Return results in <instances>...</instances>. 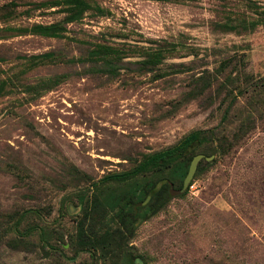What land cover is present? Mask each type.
I'll use <instances>...</instances> for the list:
<instances>
[{
	"label": "rangeland",
	"instance_id": "374dc122",
	"mask_svg": "<svg viewBox=\"0 0 264 264\" xmlns=\"http://www.w3.org/2000/svg\"><path fill=\"white\" fill-rule=\"evenodd\" d=\"M11 1L18 4L10 7L14 16L0 17V80H12L0 96V264H116L112 253L92 259L69 247L83 214L78 194L83 190L91 200L92 181L131 169L195 129L226 134L233 145L199 161L183 197L134 223L126 245L132 264L135 258L143 264H264V0H89L105 13L85 11L66 25L63 38L5 30L61 20L63 4L0 0V6ZM155 39L177 47L154 71H140L136 55L124 57L114 76L98 71L101 63L72 61L92 43L136 50L135 44L152 46ZM46 51L55 57L44 63L22 57ZM226 58L232 61L220 74ZM205 70L217 81L190 97L193 77ZM157 71L164 75L154 76ZM61 74L41 95L24 90ZM227 76L240 84L236 98L220 85ZM241 124L250 127L242 133ZM72 166L87 180H78ZM26 210L33 212L19 225ZM100 220L120 224L116 210ZM27 225L38 230L28 235ZM12 238L29 244L11 247Z\"/></svg>",
	"mask_w": 264,
	"mask_h": 264
},
{
	"label": "trees",
	"instance_id": "16d2710c",
	"mask_svg": "<svg viewBox=\"0 0 264 264\" xmlns=\"http://www.w3.org/2000/svg\"><path fill=\"white\" fill-rule=\"evenodd\" d=\"M40 4L49 5L50 7L63 4L61 11L65 12V15L58 21L49 23L35 22L29 26H7L5 30L10 32L11 35L63 38L67 31L66 25L80 20L85 11L93 7L99 13H105L106 11L100 6H92L89 0H44ZM17 5V3L11 1L0 6V17H13L15 10L10 7ZM6 8L7 10L1 14V11ZM253 23L255 25L257 22ZM151 41L154 44L147 47L135 44L136 50L117 47L108 42L92 43L85 56L72 61L101 63L97 70L114 76L121 69L119 63H123L124 57L136 55L140 58L132 62L138 65L140 71H154L164 62L167 54L175 51L177 46L165 39ZM22 57L31 60V63L40 64L52 60L55 54L52 51H46ZM1 61L2 58L0 57ZM231 61V58H226L220 62V74L225 72ZM181 69L177 70L181 71ZM153 75L161 77L164 72L157 71ZM63 78V74L41 77L34 85H26L24 90L28 92L32 90L37 95H41L42 92L51 90ZM215 81H217V75L211 76L208 70L195 75L191 82L190 97L202 94L214 85ZM9 83H12L10 78L0 80V96L7 91ZM220 85L225 88L226 95L233 94V89H237V92L241 93L240 84L236 82L233 76H227L222 79ZM237 92L233 94V98L237 97ZM240 127L243 133L250 126L244 129L242 128L244 127L243 124H241ZM240 127L238 130H240ZM233 135L235 136L236 133ZM232 145L233 141L226 134H214L213 130L210 129H195L181 137L176 144L143 155L131 169L109 173L97 181H92L94 195L91 200L87 198L83 190L78 194L79 202L83 204V214L78 221L76 231L69 235V247H71L74 255L87 251L92 259H99L100 257L105 258L106 254L112 253L116 257L113 263L132 264L134 254L126 248V245L129 242L128 238L132 236L135 229L134 223L155 214L173 197H183L186 194L188 187L181 193H177L176 190L182 188L183 179L195 154L203 153L206 156L220 155L226 153ZM197 149L201 150V152L196 151ZM201 160L209 161L205 158ZM72 169V173L76 174L78 180H87L88 176L85 172L75 166H72ZM176 175L178 178H176ZM150 176L155 178L151 177L148 179ZM148 195L150 200L143 205L141 201L147 198ZM107 210H116V217L119 218L120 223L116 227L107 224L100 225V219L106 215ZM94 211L99 216L92 218L91 215ZM29 212L33 211L26 210L25 214H21L17 218V220L19 219V225ZM11 218L9 217L10 220H12ZM15 224L9 226V228L17 229V222ZM34 230H38V227L27 225L25 233L29 235ZM28 241L23 240V238H12L7 240L6 243L11 247H16L19 245L27 246L29 244ZM45 241L47 243V240ZM99 251V256H96Z\"/></svg>",
	"mask_w": 264,
	"mask_h": 264
},
{
	"label": "water",
	"instance_id": "95a60500",
	"mask_svg": "<svg viewBox=\"0 0 264 264\" xmlns=\"http://www.w3.org/2000/svg\"><path fill=\"white\" fill-rule=\"evenodd\" d=\"M213 157V155H209V156H206L205 154L203 153H197L195 154L191 161H190V164H189V167H188V170H187V173L183 179V185H182V188L176 190L177 193H181V192H184L185 189L189 186L190 182H191V179L194 175V172L197 168V165L199 163V161L202 159V158H205L206 160H210L211 158ZM149 198V195L147 196L146 200L143 201L142 203L144 204ZM134 262L136 264H143L142 260L140 258H135L134 259Z\"/></svg>",
	"mask_w": 264,
	"mask_h": 264
}]
</instances>
